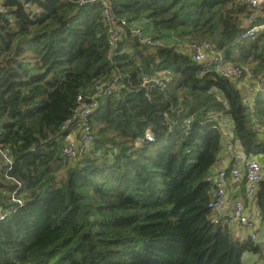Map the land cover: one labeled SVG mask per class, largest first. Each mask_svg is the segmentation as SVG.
<instances>
[{
	"label": "trees",
	"instance_id": "trees-1",
	"mask_svg": "<svg viewBox=\"0 0 264 264\" xmlns=\"http://www.w3.org/2000/svg\"><path fill=\"white\" fill-rule=\"evenodd\" d=\"M33 1L0 0V147L11 156L10 168L0 156V264H251L246 253L264 264L260 244L208 207V176L228 153L223 119L264 166V30L243 37L246 2L109 0L159 40L141 42L129 22L112 48L100 2ZM202 41L248 69L252 100L237 78L200 75L188 46ZM166 69L163 89L141 84ZM114 76L119 90L90 116L92 146L64 157L78 95ZM229 192L264 220V178L253 195L244 177Z\"/></svg>",
	"mask_w": 264,
	"mask_h": 264
},
{
	"label": "built area",
	"instance_id": "built-area-1",
	"mask_svg": "<svg viewBox=\"0 0 264 264\" xmlns=\"http://www.w3.org/2000/svg\"><path fill=\"white\" fill-rule=\"evenodd\" d=\"M249 7L250 13L246 19L249 24L245 29L243 37L247 38L264 30V0H244ZM26 9L35 8L33 0H22ZM100 2L104 20L110 27V46L115 48L117 42L122 38L125 25L132 23L133 34L141 42L147 45L158 43L149 34L143 31V28L133 21L126 18L117 19L112 12L109 0H82L81 3ZM1 8V6H0ZM188 48L191 51L195 61L202 63L200 75L211 72L223 75L228 78H237L245 80L252 77L245 66L234 64L227 61L223 54L219 52L213 43L209 41L191 43ZM172 80V72L169 69L161 72L160 75L150 76L144 74L141 78V84L149 88L158 86L163 89ZM119 76H114L111 80H99L93 85L91 94L80 93L77 98V104L70 117L65 121L63 129L67 132L65 145L63 147V156L69 159H75L81 151L88 149L94 142V130L90 123V116L96 107V99L101 96L113 94L119 90ZM226 103V102H225ZM187 120V124L190 123ZM223 139L225 147L230 156V164L227 163L221 168L215 169L208 176V180L213 183V191L208 202V207L213 211L214 222H223L228 224L232 230H248V237L255 243L260 244L261 253L264 256V220L254 209L246 207L240 199H235L231 208L228 206V192L232 184L240 182L242 178L246 181V192L253 195L258 187V183L264 178V166L259 158H251L245 151L237 147L233 139L232 127L222 120ZM145 138L153 140L150 131H146ZM0 156L5 165L10 168L11 156L7 148L0 147ZM18 204H23V199L13 198ZM4 218V212L0 211V220Z\"/></svg>",
	"mask_w": 264,
	"mask_h": 264
},
{
	"label": "crops",
	"instance_id": "crops-1",
	"mask_svg": "<svg viewBox=\"0 0 264 264\" xmlns=\"http://www.w3.org/2000/svg\"><path fill=\"white\" fill-rule=\"evenodd\" d=\"M173 41L175 43H177L178 45L183 42L182 40H179L176 37H173ZM245 82H249V83L247 84ZM252 83L253 82L250 81V78L241 81V85L243 86V89L246 90V91H248V94L250 95L251 100H252V98H253V96L255 94V92H254L255 91V88H253L254 85ZM224 157H223L224 160L222 162L224 164L229 163V162H225L227 160L228 155L225 154ZM231 197H232V193L231 192H228V201H229L228 206H229V208L232 207V205L234 203V200L236 199V198L231 199ZM239 232H242L243 235L248 234V230L247 229L240 230ZM257 256H259V255L258 254L257 255H254V254H251V253H246L245 258H246V260H249L250 262H254V261L256 262L257 261Z\"/></svg>",
	"mask_w": 264,
	"mask_h": 264
},
{
	"label": "rangeland",
	"instance_id": "rangeland-1",
	"mask_svg": "<svg viewBox=\"0 0 264 264\" xmlns=\"http://www.w3.org/2000/svg\"><path fill=\"white\" fill-rule=\"evenodd\" d=\"M227 155H228V153H227ZM225 162H230V156L229 155H228L227 160ZM251 264H253V262H251Z\"/></svg>",
	"mask_w": 264,
	"mask_h": 264
}]
</instances>
